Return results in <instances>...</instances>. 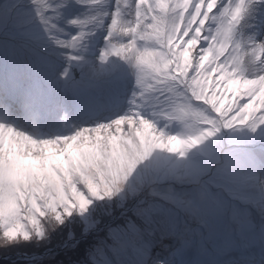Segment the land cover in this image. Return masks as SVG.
Masks as SVG:
<instances>
[{
	"label": "snow or ice",
	"instance_id": "obj_1",
	"mask_svg": "<svg viewBox=\"0 0 264 264\" xmlns=\"http://www.w3.org/2000/svg\"><path fill=\"white\" fill-rule=\"evenodd\" d=\"M0 29V249L264 247V0H0Z\"/></svg>",
	"mask_w": 264,
	"mask_h": 264
},
{
	"label": "rangeland",
	"instance_id": "obj_2",
	"mask_svg": "<svg viewBox=\"0 0 264 264\" xmlns=\"http://www.w3.org/2000/svg\"><path fill=\"white\" fill-rule=\"evenodd\" d=\"M246 215H250L249 213L245 212ZM261 245L257 243L252 249L248 252H245L243 249L237 250V255L234 256L232 259L234 264H261L259 259H252V257L259 254V250ZM42 249L33 248L32 245H21L18 247L10 248V249H0V257L7 254V257H3L0 259V264H35L30 259L31 254L35 255L34 252H40ZM27 253V258H18L13 256V253ZM246 256V259H240L241 257ZM43 257L37 256V259H42ZM185 259L191 261V264H196L197 260L201 259V257L193 254H185Z\"/></svg>",
	"mask_w": 264,
	"mask_h": 264
},
{
	"label": "trees",
	"instance_id": "obj_3",
	"mask_svg": "<svg viewBox=\"0 0 264 264\" xmlns=\"http://www.w3.org/2000/svg\"><path fill=\"white\" fill-rule=\"evenodd\" d=\"M0 32H2V29H0ZM190 123H191V121H190ZM178 131L179 132H184L185 131V126L183 125V126H180L179 128H178Z\"/></svg>",
	"mask_w": 264,
	"mask_h": 264
},
{
	"label": "clouds",
	"instance_id": "obj_4",
	"mask_svg": "<svg viewBox=\"0 0 264 264\" xmlns=\"http://www.w3.org/2000/svg\"><path fill=\"white\" fill-rule=\"evenodd\" d=\"M182 126V125H179V127Z\"/></svg>",
	"mask_w": 264,
	"mask_h": 264
}]
</instances>
